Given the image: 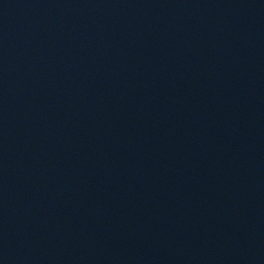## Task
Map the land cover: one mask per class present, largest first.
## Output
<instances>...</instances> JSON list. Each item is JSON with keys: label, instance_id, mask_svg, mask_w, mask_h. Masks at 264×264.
Returning a JSON list of instances; mask_svg holds the SVG:
<instances>
[{"label": "water", "instance_id": "water-1", "mask_svg": "<svg viewBox=\"0 0 264 264\" xmlns=\"http://www.w3.org/2000/svg\"><path fill=\"white\" fill-rule=\"evenodd\" d=\"M0 264H264V0H0Z\"/></svg>", "mask_w": 264, "mask_h": 264}]
</instances>
